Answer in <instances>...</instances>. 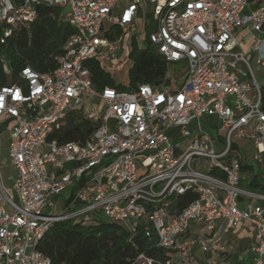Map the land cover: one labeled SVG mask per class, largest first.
<instances>
[{
    "label": "built area",
    "instance_id": "2783aa9c",
    "mask_svg": "<svg viewBox=\"0 0 264 264\" xmlns=\"http://www.w3.org/2000/svg\"><path fill=\"white\" fill-rule=\"evenodd\" d=\"M40 6L58 9L73 34L54 71L25 66L17 82L0 85L15 170L10 186L0 181V264H52L37 245L53 224L101 219L125 228L130 240L142 227L168 252L164 264H199L197 254L217 264L228 253V234L242 229L251 232L248 264H264V193L242 187L240 160L247 164L250 147L264 182V82L235 36L241 28L256 34L254 67L264 69V7L246 13L247 0H0L1 41L28 30ZM144 6L165 80L96 90L84 64L106 71L120 37H134ZM70 112L94 126L83 143L52 138ZM212 118L215 139L203 128ZM188 190L197 199L171 213V198ZM153 263L162 264H141Z\"/></svg>",
    "mask_w": 264,
    "mask_h": 264
},
{
    "label": "trees",
    "instance_id": "16d2710c",
    "mask_svg": "<svg viewBox=\"0 0 264 264\" xmlns=\"http://www.w3.org/2000/svg\"><path fill=\"white\" fill-rule=\"evenodd\" d=\"M154 29L153 22L145 28V47L142 50L132 49L129 54L133 64L128 71L127 87L116 84L98 62L88 61L84 66L89 69L93 87L96 90L107 86L118 90H133L141 84L156 87L162 84L167 74V64L151 46L149 35ZM72 34L73 29L63 21L58 9L38 7L37 18L28 30H20L3 38V41L0 38V48H5L11 72L7 79L0 59V85L17 82L25 66L41 73L54 71L57 59L63 55L62 48ZM93 130V124L81 119L79 113L70 112L62 131L52 138L62 143H83ZM240 160L241 172L252 173V167L245 164L243 159ZM242 187L264 193V182L258 172L249 178V182L242 183ZM196 199L197 195L192 190L173 196L170 212L179 214ZM37 250L48 257L52 264H141L148 259L164 264L170 257L168 252L156 248L153 237L148 238L142 227L138 228L136 236L130 240L125 228L103 219L87 227L71 221L53 224L40 239Z\"/></svg>",
    "mask_w": 264,
    "mask_h": 264
},
{
    "label": "rangeland",
    "instance_id": "374dc122",
    "mask_svg": "<svg viewBox=\"0 0 264 264\" xmlns=\"http://www.w3.org/2000/svg\"><path fill=\"white\" fill-rule=\"evenodd\" d=\"M128 0H125L127 2ZM123 4V3H122ZM148 9L150 10V6H144V11L141 14V19L138 20L137 23V30L134 34L133 41H132V35L127 34L124 36H121L118 42L119 50L112 58L106 61L104 64V68L109 73L110 77L115 81L116 84H120L122 86L127 87L129 84L128 79V71L132 67L133 59L129 56L132 49L135 50H142L145 47V31L143 30L144 24L147 27H150V25L153 23L152 19L148 16H145V11L147 12ZM247 60L250 62L251 66H253V73L255 75V78L259 82L260 85L264 82V69H256L254 67V59L251 57H246ZM0 59L3 61V70L5 73V76L7 79H9L10 75V65H9V59L7 58L5 54V48H0ZM264 96V94H263ZM12 124L11 122L0 124V174L1 177H3L4 181H6V178L8 176H13V170L10 166L9 158H8V131L11 128ZM203 128L205 131H207L214 139L217 137V130L210 128L207 124L206 126L203 124ZM186 146V143L183 144V147ZM240 150V149H239ZM245 156H247V165L252 167V173H244L243 174V184L247 182L249 178H251L252 175H255L258 172V168L256 164L252 161V155L253 152L250 150V147H245ZM152 169H150L148 172L144 170L141 174H147ZM140 174V172H138ZM8 183V182H7ZM11 184V183H10ZM247 231H249L247 229ZM228 244H227V252L228 254L225 255L224 259L229 260L226 262L227 264H236V263H242V264H248L249 262V256L247 253V249L251 245L249 240L251 241V232H248L245 235H241L238 233L237 235H234L232 233H229L227 236ZM246 249V250H245ZM201 254H197V260L199 264L201 263ZM221 259V258H219ZM218 264H226L219 262L216 260Z\"/></svg>",
    "mask_w": 264,
    "mask_h": 264
},
{
    "label": "crops",
    "instance_id": "0c3cea01",
    "mask_svg": "<svg viewBox=\"0 0 264 264\" xmlns=\"http://www.w3.org/2000/svg\"><path fill=\"white\" fill-rule=\"evenodd\" d=\"M261 7H264V0H252L251 2H248L247 1V6H246V8H245V12L246 13H249V12H251V11H253V10H255V9H257V8H261ZM255 33H252L249 29H247V28H241V29H238V30H236V32H235V36H236V38L238 39V41H239V45H238V50L239 51H241L246 57H251V58H253L254 60L259 56L256 52H254L253 50H252V46L254 45V43H255ZM261 55H264V53L262 52L261 54H260V56ZM259 70V69H258ZM255 76V75H254ZM257 80V79H256ZM259 83V82H258ZM5 123H8V122H6V121H4L3 119L2 120H0V124H5ZM210 123H212V124H214V125H216L217 126V120L215 119V118H212V119H210V120H204L203 121V124L206 126V124H210ZM9 162H10V166H11V168H12V170H13V176H14V173H15V170H14V168H13V165H12V163H11V161L9 160ZM10 176H8L7 178H6V181H4V179H3V177H1V174H0V181H1V183H2V185L3 186H5V187H8V186H10V181L8 180V178H9ZM8 182V183H7ZM240 234V236L241 235H245V233L243 232V230L242 229H237V230H235V231H233L232 232V234H234V235H237V234ZM249 242H251L250 240H249ZM251 244V243H250ZM246 250V249H245ZM248 250V249H247ZM228 254V253H227ZM226 254V255H227ZM225 256V255H224ZM224 256H222V257H224ZM222 257H219V258H221V259H219V258H217V260L219 261V262H222V263H226V262H228L229 260H227L226 261V259H224V258H222ZM207 257L206 256H204V255H202V258H201V263L200 264H208V262H207ZM218 264V263H217ZM227 264V263H226Z\"/></svg>",
    "mask_w": 264,
    "mask_h": 264
}]
</instances>
